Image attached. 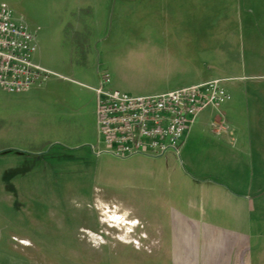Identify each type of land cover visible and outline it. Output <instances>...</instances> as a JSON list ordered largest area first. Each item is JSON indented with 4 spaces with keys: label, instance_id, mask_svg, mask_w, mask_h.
I'll list each match as a JSON object with an SVG mask.
<instances>
[{
    "label": "rangeland",
    "instance_id": "1",
    "mask_svg": "<svg viewBox=\"0 0 264 264\" xmlns=\"http://www.w3.org/2000/svg\"><path fill=\"white\" fill-rule=\"evenodd\" d=\"M87 2L94 6V0ZM0 3L10 5L46 47L34 60L57 74L47 82L78 83L65 77L67 69L88 66L81 57L91 55L90 66L100 76L110 75L113 90L158 92L136 63L130 29L129 36L120 34L106 15H74L62 0ZM52 54L72 63H52ZM41 104L31 103L23 115L17 102L0 95V248L8 254L0 256L1 264H171L172 238L181 235L174 209L184 210L191 186L210 185L194 181L189 167V160L197 162L196 152L207 151L206 144L187 143L179 156H98L91 147L98 139L77 149L59 143L40 118ZM106 211L126 217L112 219ZM211 224L233 237L240 231L232 219Z\"/></svg>",
    "mask_w": 264,
    "mask_h": 264
},
{
    "label": "crops",
    "instance_id": "2",
    "mask_svg": "<svg viewBox=\"0 0 264 264\" xmlns=\"http://www.w3.org/2000/svg\"><path fill=\"white\" fill-rule=\"evenodd\" d=\"M62 1L74 15H106L120 34L129 36L130 29L136 63L158 86V92L133 96L221 80L230 101L200 113L183 144H206L207 151L196 152L197 162L189 160V167L194 181L210 185L194 184L184 210L174 209L181 235L172 238L171 264H264V0H94L92 7L88 0ZM36 42L41 53L46 47L37 36ZM81 58L88 66H72L65 75L78 83L54 79L14 95L0 91L23 115L31 103L41 102L40 118L71 149L98 139L93 88L100 72L90 66L91 55ZM51 60L72 63L53 54ZM107 89L113 90L110 84ZM214 122L223 126L216 134ZM227 219L240 224L235 237L211 224Z\"/></svg>",
    "mask_w": 264,
    "mask_h": 264
},
{
    "label": "built area",
    "instance_id": "3",
    "mask_svg": "<svg viewBox=\"0 0 264 264\" xmlns=\"http://www.w3.org/2000/svg\"><path fill=\"white\" fill-rule=\"evenodd\" d=\"M36 35L11 8L0 3V89L22 93L46 83L57 74L34 61ZM110 75L103 73L93 88L96 94V155L117 158L135 155L162 157L180 154L196 119L207 109L219 110L230 101L221 80H210L159 95L133 96L107 89ZM217 132L220 123H212ZM102 145V148L99 146Z\"/></svg>",
    "mask_w": 264,
    "mask_h": 264
},
{
    "label": "bare ground",
    "instance_id": "4",
    "mask_svg": "<svg viewBox=\"0 0 264 264\" xmlns=\"http://www.w3.org/2000/svg\"><path fill=\"white\" fill-rule=\"evenodd\" d=\"M106 210V209H105ZM114 210V209H113ZM118 211V210H117ZM116 211V212H117ZM106 214L110 217V218H112V219H121V220H123V219H125V217H126V215L125 214H123V215H117L116 213H111V212H109V211H106ZM106 215V216H107Z\"/></svg>",
    "mask_w": 264,
    "mask_h": 264
}]
</instances>
